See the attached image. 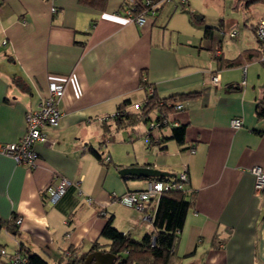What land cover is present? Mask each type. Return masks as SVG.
<instances>
[{"label":"crops","instance_id":"obj_1","mask_svg":"<svg viewBox=\"0 0 264 264\" xmlns=\"http://www.w3.org/2000/svg\"><path fill=\"white\" fill-rule=\"evenodd\" d=\"M263 1L237 0L246 10L241 33L234 20L208 25L194 46L169 36L172 4L140 27L124 15L125 0H0V144L19 141L27 112L48 96L52 81L70 76L60 123L47 129L48 143L36 145L37 166L0 152V247L75 264L96 244L93 252L110 250L101 232L111 217L141 240L153 230L155 202L142 212L120 196L151 179L120 170L153 167L172 176L186 168L192 207L175 264H264V192L255 191L251 173L264 169V117L257 112L264 63L256 36ZM229 60L235 64L226 66ZM149 88L159 98L199 94L179 95L184 108L166 111L168 123L151 129L158 108L140 116ZM118 111L131 118L119 122ZM234 118L242 127L231 125ZM179 125L186 126L183 143L170 139ZM60 176L73 183L52 204L44 191Z\"/></svg>","mask_w":264,"mask_h":264},{"label":"built area","instance_id":"obj_2","mask_svg":"<svg viewBox=\"0 0 264 264\" xmlns=\"http://www.w3.org/2000/svg\"><path fill=\"white\" fill-rule=\"evenodd\" d=\"M188 0H143L141 6L137 0H125L124 15L135 22L138 26L142 27L146 24L147 20L153 19L158 15L159 10L167 5L172 4L176 8L179 6L188 5ZM139 11L135 13L136 8ZM53 12L57 9L53 8ZM231 37H236L237 32L230 33ZM256 36L260 41L261 61L264 63V20H260L256 25ZM6 44V40L3 42ZM218 55L220 51L216 52ZM70 81V76L63 82L52 81L49 84V94L43 98L36 109L30 110L26 114V132L19 141L0 144V152L11 156L18 164L27 165L30 168L37 166L38 151L36 145L39 142L48 143L49 136L47 129L55 127L60 123L63 116V112L60 108V102L65 94L67 84ZM211 81L213 84H219L220 78L218 75L212 76ZM245 79L243 80V83ZM150 94L153 93V89L149 88ZM163 103L161 102L160 105ZM169 106V104H168ZM162 106H158L159 115L157 120H154L150 124V128L163 126L168 123V117L165 112L161 110ZM184 105L182 103H176L174 105L175 110H182ZM117 114V113H116ZM115 114V115H116ZM115 117V116H114ZM231 125L234 128L242 127V120L240 118H234L231 121ZM150 134V132H148ZM193 152H195L193 150ZM105 163L110 161V156L107 155L103 158ZM251 173L255 178V191L258 194L264 192V169L261 166H254L251 168ZM73 182L64 176L58 177V179L51 184L45 191V198L50 203H56L60 197L67 191L69 186ZM189 183L188 170L185 168L181 170L175 179L171 180H158L151 179L147 182V185L143 189L130 190L120 196V201L128 206H132L139 211L145 212L148 205L153 201L158 203L162 194L172 191L186 192L190 188H187ZM79 184V183H77ZM87 200L92 202V198L88 197ZM154 208V210H155ZM149 214V217L153 220V213ZM105 212L102 211V215ZM17 224L22 223V218L16 219ZM150 226V224H149ZM72 256L71 252L67 253ZM0 264H28V256L20 249L17 252L10 253L6 248L0 247Z\"/></svg>","mask_w":264,"mask_h":264},{"label":"trees","instance_id":"obj_3","mask_svg":"<svg viewBox=\"0 0 264 264\" xmlns=\"http://www.w3.org/2000/svg\"><path fill=\"white\" fill-rule=\"evenodd\" d=\"M137 1L141 6L143 0ZM257 1L261 0H244L246 5L256 3ZM124 9L125 3L123 5V12ZM138 11L139 8L137 6L135 13ZM210 29V27L205 29L206 34ZM234 64L235 61L233 60L226 61L225 63L226 66H233ZM142 83L147 85L144 81H142ZM230 87L234 89L239 88L236 84H230ZM198 94L199 92H190L173 95L168 98H159L156 93L149 94L140 116H146L150 110L158 106H162V112L166 113V111L174 109V105L178 100L177 98L180 96L186 95V97H194ZM161 102L163 103L162 105H160ZM257 112L259 117H264L263 102L258 104ZM115 117L119 122L124 121L126 118H131L126 111H118ZM185 129V125L173 127V135L170 139H176L179 143H183ZM149 136L151 137L150 134ZM96 154L98 158L103 161L102 157L98 153ZM176 175L150 177L148 179L171 180L175 179ZM124 177L128 178L129 176ZM186 197V192L182 191H172L162 194L153 213V230L146 233L141 240H136L130 235L124 234L118 230L113 224V218H109L101 232L103 237L111 240L109 251L116 254L119 260L125 259V262L121 264H135L136 262L144 264H175V260L177 259L176 247L180 237L179 234L185 225L187 214L192 207L191 201ZM3 222L6 221L0 218V225H2ZM8 227L11 226L9 225ZM96 247L97 244L93 246L89 253L93 252ZM22 250L28 256V264H48L39 254L31 253L25 248H22ZM85 257L86 256L75 258L74 263L83 264Z\"/></svg>","mask_w":264,"mask_h":264},{"label":"rangeland","instance_id":"obj_4","mask_svg":"<svg viewBox=\"0 0 264 264\" xmlns=\"http://www.w3.org/2000/svg\"><path fill=\"white\" fill-rule=\"evenodd\" d=\"M264 11V1L259 5ZM246 10L237 0H189L188 5L179 6L167 17L173 31L167 24L169 36L173 39L181 35L182 41L190 39L198 45L205 28L209 25H222L223 22L235 21L241 33L244 28ZM192 20V22H191ZM237 32V30H235ZM238 33V32H237Z\"/></svg>","mask_w":264,"mask_h":264},{"label":"water","instance_id":"obj_5","mask_svg":"<svg viewBox=\"0 0 264 264\" xmlns=\"http://www.w3.org/2000/svg\"><path fill=\"white\" fill-rule=\"evenodd\" d=\"M120 174L145 178L171 175L153 167H125L120 170ZM124 262L125 259L119 260V257L110 251H95L88 254L83 264H121Z\"/></svg>","mask_w":264,"mask_h":264}]
</instances>
